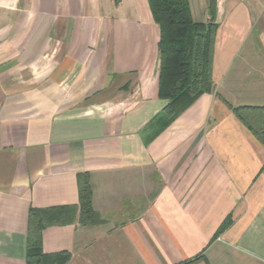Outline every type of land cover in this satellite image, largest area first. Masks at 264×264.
<instances>
[{
  "label": "crops",
  "instance_id": "obj_1",
  "mask_svg": "<svg viewBox=\"0 0 264 264\" xmlns=\"http://www.w3.org/2000/svg\"><path fill=\"white\" fill-rule=\"evenodd\" d=\"M188 4L208 23L209 0ZM219 5L224 93L163 97L147 0H0V264H26L30 209L64 264H264V147L229 109L264 105V0Z\"/></svg>",
  "mask_w": 264,
  "mask_h": 264
},
{
  "label": "trees",
  "instance_id": "obj_2",
  "mask_svg": "<svg viewBox=\"0 0 264 264\" xmlns=\"http://www.w3.org/2000/svg\"><path fill=\"white\" fill-rule=\"evenodd\" d=\"M152 17L159 24V96L186 92H211V67L217 24L216 0H209L208 23L191 18L188 0H147ZM229 109L238 123L264 147V105H237ZM79 215L92 222L91 187L87 174L79 177ZM60 208H57L59 210ZM62 215V214H61ZM57 214L55 218L61 216ZM52 218L46 211L30 209L26 237V264H64L60 254L42 251L41 231ZM64 219V218H63ZM227 225L223 223L221 229ZM198 257L185 261L190 264Z\"/></svg>",
  "mask_w": 264,
  "mask_h": 264
},
{
  "label": "rangeland",
  "instance_id": "obj_3",
  "mask_svg": "<svg viewBox=\"0 0 264 264\" xmlns=\"http://www.w3.org/2000/svg\"><path fill=\"white\" fill-rule=\"evenodd\" d=\"M247 73H248V75H251V72L250 71L249 72L247 71ZM234 79H235V69L232 68L231 70H229L228 81H230V80H233L234 81ZM225 81H227V80L225 79ZM211 82H213L212 79H211ZM251 82H252V79L245 78V79H243V83L241 82L242 85L239 84V85H234L233 86L232 89L234 91V95H235V97L238 98L239 101H243L244 99H247V102H251V103L252 102H256V101H254L256 99L252 95V91L256 87L253 86V85H250ZM223 83H225V82H223V78L215 81V84H214V87H213V90H214L215 95L219 96V95H222L224 93ZM173 93L175 95H185L186 97H190L191 96L190 94H187L186 92H180V93L179 92H177V93L176 92H173ZM169 96H171V95H169ZM169 96H165V97H169ZM257 100H260V102H264V96L261 97L260 99H257ZM252 138H253V141L255 143H259L260 144V142L256 138H254V137H252Z\"/></svg>",
  "mask_w": 264,
  "mask_h": 264
},
{
  "label": "built area",
  "instance_id": "obj_4",
  "mask_svg": "<svg viewBox=\"0 0 264 264\" xmlns=\"http://www.w3.org/2000/svg\"><path fill=\"white\" fill-rule=\"evenodd\" d=\"M216 1H217L218 5H219L223 0H216Z\"/></svg>",
  "mask_w": 264,
  "mask_h": 264
}]
</instances>
